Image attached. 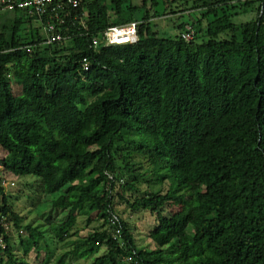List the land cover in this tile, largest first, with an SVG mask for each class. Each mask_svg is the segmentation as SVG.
<instances>
[{"label": "trees", "instance_id": "obj_1", "mask_svg": "<svg viewBox=\"0 0 264 264\" xmlns=\"http://www.w3.org/2000/svg\"><path fill=\"white\" fill-rule=\"evenodd\" d=\"M263 3L83 0L52 44L36 19L0 9V172L64 212L47 228L24 223L0 175V264H27L7 224L39 257L45 231L60 244L78 234L82 206L101 225L42 264H71L82 245L88 264H264ZM248 9L255 17L237 22ZM172 16L186 19L168 35L155 20ZM130 21L136 42L91 46ZM117 203L154 216L151 248L135 245Z\"/></svg>", "mask_w": 264, "mask_h": 264}, {"label": "rangeland", "instance_id": "obj_2", "mask_svg": "<svg viewBox=\"0 0 264 264\" xmlns=\"http://www.w3.org/2000/svg\"><path fill=\"white\" fill-rule=\"evenodd\" d=\"M7 13L4 11H0V15L4 16ZM255 17V11H251L250 9L245 10L243 12H239V14L236 16V21L237 22H244L249 19H253ZM186 19V16H182L180 18L177 17H170V18H164V19H158L155 20L157 23H159L161 26L160 28L167 27L165 24H168V30L167 34L168 35H174L175 34V29L171 26L173 22H178V21H184ZM42 31V29H41ZM13 88L15 90L16 87L13 85ZM0 157H8V153L0 148ZM144 168V165H143ZM145 169H140V171L146 170ZM61 171L59 170L58 173L56 174V178L61 176ZM73 173H71L72 175ZM0 175L2 177V184L5 188L6 194L10 195V200L13 204V207L22 215L24 216L23 222L26 223V219H34L35 224H42L40 225V229L47 228L46 223H47V218L49 216L52 218V221H55V218H57V222H59V219H63L64 212L59 211L57 213L56 209H53L51 207V202L49 196L44 197V196H38L36 193V189L29 190L27 187L24 185L27 182H30V179L27 178H18L14 177L11 174H8L7 172H0ZM67 176V175H66ZM65 176V177H66ZM147 176V174L145 175ZM70 177V174L68 175ZM141 188H145L146 186L144 184L140 185ZM123 206L120 203L116 204L115 209L120 212L122 218L126 221L129 222V225L131 227V231L133 234V237L135 239V245L138 248H151L152 247V242L150 239L147 238V233L153 228L154 224L153 218L154 216H151L150 213L148 212H138V213H128V211L125 213L122 211ZM29 211H31L29 213ZM86 211H88V208L85 206L80 207L79 209H75L74 211V217L77 222V228H78V234L72 236L69 240H67L66 243H58L54 242L53 239H51V233L50 231H45L44 232V237L45 241L48 244V248L45 246V241L42 239L40 241V247H42L41 251L39 252V257H36V251L35 250H29L27 255H24L23 251L19 247V239H18V234L22 233V237L27 240L28 246H31L30 239H27V234L25 232H19L16 230V228L11 224L6 225V229L9 230V233L11 234L12 241L14 242L13 244L16 246L15 247V252L23 256L26 260L27 264H42L41 260L44 256V253L48 251V249H53L55 251V254H60L63 251H68L73 248L74 242H80L81 240L84 239L88 234H90L94 229L98 228L101 225V221L97 220H90L88 223L85 221L86 220ZM76 214V215H75ZM26 215V216H25ZM53 224V223H52ZM47 230V229H46ZM85 252V247L82 245L80 250H78L76 255H72L67 259V262H71V264H88L93 260L94 256L82 258L79 257ZM101 253L98 252L97 255ZM81 254V255H80ZM96 255V254H95ZM75 256V257H74Z\"/></svg>", "mask_w": 264, "mask_h": 264}, {"label": "built area", "instance_id": "obj_3", "mask_svg": "<svg viewBox=\"0 0 264 264\" xmlns=\"http://www.w3.org/2000/svg\"><path fill=\"white\" fill-rule=\"evenodd\" d=\"M263 1V0H262ZM83 0H0L1 10L17 9L29 17L36 19L41 25L45 44L65 41V35L60 29L61 24L69 20L71 12L78 8ZM264 3L261 6L263 12ZM75 17V16H74ZM193 29L187 26L182 33V38L190 39ZM137 40V23L130 21L122 24H111L107 26L97 36L91 39V46L98 48L103 43L105 45H118L134 43ZM86 58H83L84 69L88 68Z\"/></svg>", "mask_w": 264, "mask_h": 264}]
</instances>
